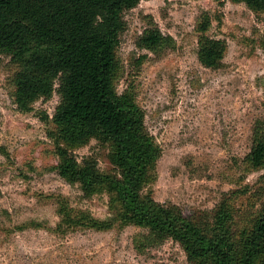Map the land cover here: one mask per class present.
<instances>
[{
  "label": "rangeland",
  "instance_id": "rangeland-1",
  "mask_svg": "<svg viewBox=\"0 0 264 264\" xmlns=\"http://www.w3.org/2000/svg\"><path fill=\"white\" fill-rule=\"evenodd\" d=\"M123 20L114 87L143 110L161 149L142 194L204 228L226 209L240 252L264 208V166L248 163L256 126H264V10L233 0H141ZM152 30L164 42L148 48L142 41ZM204 36L226 42L217 68L201 63ZM20 68L0 53V264H204L176 240L154 241L149 228L124 219L108 184L88 193L59 174L58 143L104 174L115 173V148L95 137L60 142L58 79L51 98L22 111ZM254 264H264V253Z\"/></svg>",
  "mask_w": 264,
  "mask_h": 264
},
{
  "label": "trees",
  "instance_id": "trees-1",
  "mask_svg": "<svg viewBox=\"0 0 264 264\" xmlns=\"http://www.w3.org/2000/svg\"><path fill=\"white\" fill-rule=\"evenodd\" d=\"M140 1L0 0V53L21 65L14 76L18 107L29 111L38 99L51 98L58 79L61 101L53 122L60 142L80 144L95 137L115 148V173L104 174L95 160L81 164L58 143L57 169L65 180L80 184L88 193L108 184L118 196L124 219L149 228L154 241L176 240L190 259L204 264H254L264 253V208L238 252L227 224L233 217L226 209H219L204 228L176 207L142 194L161 149L145 128L143 110L131 95H120L114 87L124 12ZM233 1L264 10V0ZM205 18L202 31L210 26ZM162 42L159 30L148 32L142 41L148 48ZM226 49L225 41L204 36L201 63L219 67ZM252 142L248 163L259 169L264 166L263 125L256 126Z\"/></svg>",
  "mask_w": 264,
  "mask_h": 264
}]
</instances>
